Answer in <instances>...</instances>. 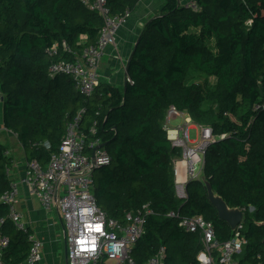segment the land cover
Returning a JSON list of instances; mask_svg holds the SVG:
<instances>
[{
  "label": "trees",
  "instance_id": "trees-1",
  "mask_svg": "<svg viewBox=\"0 0 264 264\" xmlns=\"http://www.w3.org/2000/svg\"><path fill=\"white\" fill-rule=\"evenodd\" d=\"M84 1L0 0L3 126L17 135L27 159L46 165L60 149L68 120L84 108V122L97 121L96 136L112 160L96 170L100 208L117 219L145 204L153 210L132 249L135 263L146 264L165 246L164 264H199L201 235L181 228L180 219L202 215L221 242L234 231L210 202L201 178L188 182L187 198L176 194L174 159L182 148L173 146L165 121L171 106L188 113L215 137L202 173L230 207L244 210L240 231L246 243L239 263L264 264V0H196L197 10L165 0L129 58L133 82L123 88L100 82L90 97L79 92L71 74H49L53 62L75 58L63 50L50 54L56 42L66 40L79 53L98 40L103 17ZM139 2L106 5L122 16ZM7 150L0 141V196L12 183L6 169L13 156ZM9 211L0 205L1 232L9 238L1 256L5 264H25L32 231L17 229ZM171 211L179 217L168 216Z\"/></svg>",
  "mask_w": 264,
  "mask_h": 264
},
{
  "label": "built area",
  "instance_id": "built-area-1",
  "mask_svg": "<svg viewBox=\"0 0 264 264\" xmlns=\"http://www.w3.org/2000/svg\"><path fill=\"white\" fill-rule=\"evenodd\" d=\"M84 3L103 17L104 24L98 40L83 47L79 53L66 40L56 42L49 49L50 54L57 55L63 50L74 53L75 58L53 62L49 74H71L79 92L90 97L100 84L99 70L106 48L115 45L116 36L131 11H126L122 16H115L110 13L106 0H85ZM186 5L195 10L199 8L196 0H191ZM125 82H133L128 73ZM85 113V109L81 108L68 120L60 149L52 154L46 165L37 158L25 161L21 182L29 186L31 194L40 199L47 211L53 208L59 211L64 224L68 264H136L131 252L144 234L146 217L153 210L149 204H145L141 209L128 211L122 218L117 219L110 217L100 208L94 194V168L109 165L112 160L102 145L101 137L96 136L97 121L87 126L84 122ZM182 114V111L171 106L167 112L165 128L173 146L182 148V156L174 159V175L179 197L187 198V184L191 179L201 177L205 151L215 137L210 127L199 125L201 139H191V120L171 126V120ZM45 145L49 147L48 142ZM6 154L11 155L9 150ZM198 166H201L199 172ZM6 172L12 177L11 164ZM19 196L20 186L12 179L10 189L0 196V205H8V216L16 228L27 232L29 226L23 221L22 212L15 206ZM168 216L179 217V213L171 211ZM4 220L5 217L0 216V264H5L1 255L9 244V238L1 232ZM179 226L186 231L200 233L202 248L197 255L199 264H240L239 254L246 243L240 231L243 222L239 224L232 238L222 242L217 239L213 223L202 215L182 218ZM29 238L32 247L25 264H38L42 262L43 242L33 233ZM165 257L166 248L161 246L146 264H164Z\"/></svg>",
  "mask_w": 264,
  "mask_h": 264
},
{
  "label": "crops",
  "instance_id": "crops-1",
  "mask_svg": "<svg viewBox=\"0 0 264 264\" xmlns=\"http://www.w3.org/2000/svg\"><path fill=\"white\" fill-rule=\"evenodd\" d=\"M181 1L187 3L191 0ZM164 3L165 0L140 1L137 8L130 13L116 36L115 45L106 48L100 64V82H108L122 88L125 86L126 67L141 30L146 22L163 8ZM86 38L85 35H82L81 41H85ZM181 116L184 122L186 120L193 122L188 113L183 112ZM0 124L2 126L0 141L9 146L10 154L13 156L11 178L20 186V196L15 206L22 212L23 221L29 226L32 233L43 242L44 240L40 239V236L45 232L42 226L47 225L55 229L60 224L64 229L62 218L56 208L47 211L40 199L31 194L29 186L21 182L24 175L25 161L27 160L26 151L18 140L17 135L11 130H6L3 126L1 109ZM196 126L198 125L194 122L191 125L189 124L190 128H195Z\"/></svg>",
  "mask_w": 264,
  "mask_h": 264
},
{
  "label": "rangeland",
  "instance_id": "rangeland-1",
  "mask_svg": "<svg viewBox=\"0 0 264 264\" xmlns=\"http://www.w3.org/2000/svg\"><path fill=\"white\" fill-rule=\"evenodd\" d=\"M183 117L178 116L177 118H173L171 120V126H177L183 123ZM193 122H190V125ZM201 128L196 126L195 128L189 129V136L191 139H201ZM201 166H198L197 172H199ZM100 172L96 171L95 176L98 175ZM176 194L178 195L177 191ZM179 196V195H178ZM56 215V213H54ZM42 228L45 230L40 239L44 240V248L42 250V262L45 264H64L65 262V232L62 226L59 224L55 229L50 226L43 225ZM41 262V263H42ZM43 263V264H44Z\"/></svg>",
  "mask_w": 264,
  "mask_h": 264
},
{
  "label": "water",
  "instance_id": "water-1",
  "mask_svg": "<svg viewBox=\"0 0 264 264\" xmlns=\"http://www.w3.org/2000/svg\"><path fill=\"white\" fill-rule=\"evenodd\" d=\"M99 168H94V170H97ZM200 178L203 180L207 189L209 200L217 208L219 216L222 219L226 220L230 224L232 230L235 232L239 227V224L243 221L244 210L240 207H230L226 202V200L220 194L215 192L210 180H208L203 173L201 174ZM251 209H253V207ZM260 224H264V222H260ZM64 245H65V249H64L65 264H68L67 245L65 240H64Z\"/></svg>",
  "mask_w": 264,
  "mask_h": 264
}]
</instances>
